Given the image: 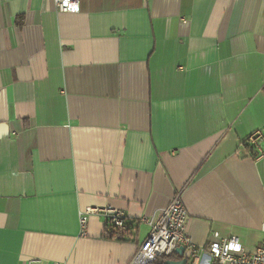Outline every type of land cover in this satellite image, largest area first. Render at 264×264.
<instances>
[{
	"label": "crops",
	"instance_id": "1",
	"mask_svg": "<svg viewBox=\"0 0 264 264\" xmlns=\"http://www.w3.org/2000/svg\"><path fill=\"white\" fill-rule=\"evenodd\" d=\"M257 130L264 0H0V264H129L174 197L194 247L253 252ZM107 208L129 221L122 241Z\"/></svg>",
	"mask_w": 264,
	"mask_h": 264
},
{
	"label": "built area",
	"instance_id": "2",
	"mask_svg": "<svg viewBox=\"0 0 264 264\" xmlns=\"http://www.w3.org/2000/svg\"><path fill=\"white\" fill-rule=\"evenodd\" d=\"M55 9L60 13H77L79 0H54ZM264 135L262 131L253 132L244 141L243 146L252 150L256 157L264 156ZM94 210H87L79 215V226L84 234L87 216ZM105 224L118 229H125L129 221L122 211L107 208L100 211ZM187 214L179 197H174L159 215L145 222L149 232L145 240L130 260L129 264H154L160 258L174 254L175 249L183 247L189 255L190 264H203L205 258L213 264H264V222L261 225L262 239L253 252H246L238 239L231 237L209 241L203 248H196L186 232Z\"/></svg>",
	"mask_w": 264,
	"mask_h": 264
},
{
	"label": "trees",
	"instance_id": "3",
	"mask_svg": "<svg viewBox=\"0 0 264 264\" xmlns=\"http://www.w3.org/2000/svg\"><path fill=\"white\" fill-rule=\"evenodd\" d=\"M127 228H125V229H118V228H114L112 226H107L106 225L105 226V231H104V236L106 238L117 239L119 241H122L123 240V235L125 233H127V230H126Z\"/></svg>",
	"mask_w": 264,
	"mask_h": 264
},
{
	"label": "water",
	"instance_id": "4",
	"mask_svg": "<svg viewBox=\"0 0 264 264\" xmlns=\"http://www.w3.org/2000/svg\"><path fill=\"white\" fill-rule=\"evenodd\" d=\"M185 249L183 247H178L175 249L174 254H177L182 257L180 261L166 260L162 264H189L188 258L184 257Z\"/></svg>",
	"mask_w": 264,
	"mask_h": 264
}]
</instances>
